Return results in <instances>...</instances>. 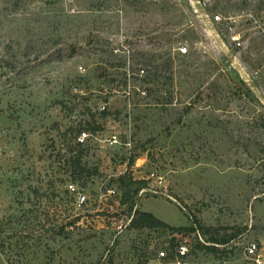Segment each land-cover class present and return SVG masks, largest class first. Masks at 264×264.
Listing matches in <instances>:
<instances>
[{
  "label": "rangeland",
  "instance_id": "obj_1",
  "mask_svg": "<svg viewBox=\"0 0 264 264\" xmlns=\"http://www.w3.org/2000/svg\"><path fill=\"white\" fill-rule=\"evenodd\" d=\"M232 54L259 96L189 0H0V264H165L174 234L190 264H264V38Z\"/></svg>",
  "mask_w": 264,
  "mask_h": 264
},
{
  "label": "built area",
  "instance_id": "obj_2",
  "mask_svg": "<svg viewBox=\"0 0 264 264\" xmlns=\"http://www.w3.org/2000/svg\"><path fill=\"white\" fill-rule=\"evenodd\" d=\"M202 2V1H201ZM206 8V3L202 2ZM210 23L215 32L223 40L226 46L233 51H241L250 42L252 36H261L264 38V6L254 5L251 8L239 10L237 12H216L208 13ZM186 48L180 49L182 54L186 53ZM140 71V74H143ZM88 134L82 132L78 138L79 142H84ZM115 142V138L114 141ZM69 192H75L76 187L73 184L67 185ZM85 202V196L78 194L77 203L82 205ZM175 242L173 247H167L157 253V260L165 264H190L188 241L185 239L178 240L176 234L173 235ZM262 248L256 242L248 244L244 249V256L252 264H261Z\"/></svg>",
  "mask_w": 264,
  "mask_h": 264
},
{
  "label": "trees",
  "instance_id": "obj_3",
  "mask_svg": "<svg viewBox=\"0 0 264 264\" xmlns=\"http://www.w3.org/2000/svg\"><path fill=\"white\" fill-rule=\"evenodd\" d=\"M74 163L76 165L75 168L79 169L80 158L75 160ZM120 183L122 185V197L120 198V203L122 205H127L130 202L132 196H137L140 191L147 188L146 180H135L132 177H129V175L127 174L120 177ZM131 207L132 209H134V206ZM128 227L132 230L162 229L166 231H174V228L159 220L153 214L140 211L138 209H135L133 214L131 215ZM187 231L193 232L194 228H188ZM208 242L212 245H224L228 242V240H217L212 238ZM169 247H173V242H171ZM196 247L201 250H205L208 253L218 252L215 246L198 244Z\"/></svg>",
  "mask_w": 264,
  "mask_h": 264
},
{
  "label": "water",
  "instance_id": "obj_4",
  "mask_svg": "<svg viewBox=\"0 0 264 264\" xmlns=\"http://www.w3.org/2000/svg\"><path fill=\"white\" fill-rule=\"evenodd\" d=\"M190 3L193 5V8L197 12V14L200 16L203 24L205 25V28L207 32L212 36L214 42L219 46V48L222 50V52L226 55L228 60L234 65L236 71L244 78L247 85L252 88L254 92L257 93V90L253 84V81L250 79L248 74L242 69L241 65L237 63L235 56L232 54V51L226 46V44L223 42V40L218 36V34L215 32L214 27L210 23L207 10L203 6L201 0H189ZM259 96V94L257 93Z\"/></svg>",
  "mask_w": 264,
  "mask_h": 264
}]
</instances>
